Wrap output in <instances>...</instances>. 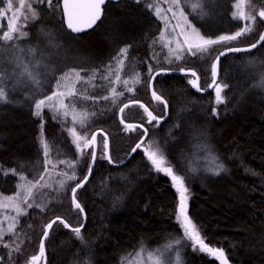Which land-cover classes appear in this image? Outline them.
<instances>
[{"label":"trees","instance_id":"16d2710c","mask_svg":"<svg viewBox=\"0 0 264 264\" xmlns=\"http://www.w3.org/2000/svg\"><path fill=\"white\" fill-rule=\"evenodd\" d=\"M60 1L51 0L49 5L30 0L38 18L33 19L25 8L27 19L18 27L24 25L21 30L27 33L26 37L37 29L50 27L78 40L89 51L86 59L94 61L75 67L84 80L93 69H104L110 64L115 68L113 58L120 49L127 48L129 57L121 80L130 79L133 91H126L122 83L100 79L103 72H98L91 83L77 82L74 108L77 114L87 113L83 128L73 122V108L67 117L56 115L54 119L47 108L40 117L34 115L33 103L16 100L24 104L22 109L0 105V196L15 199L20 191L24 197L21 185L27 181L35 183L41 174L44 179L40 184L50 185L33 189L28 199L32 207L24 203L23 197L18 198L23 211L13 212V220L2 225L0 264H30L31 256L39 253L46 225L58 217L70 227L61 222L53 226L45 240L46 264H123L139 251L167 250L175 241L185 246L184 264H220L212 256L196 254L186 241L176 221L177 195L171 182L155 170L144 152L149 142L165 156L174 173L183 177L190 196L188 216L205 243L222 249L229 264H264V87L257 86L259 77L264 75V42L254 51L229 54L221 60L217 85L222 86V103L216 102L215 89L206 95L197 93L189 83L193 80L190 76L159 75L154 91L167 103L168 120L149 123L141 106L124 109L123 121L145 127L147 140L127 165L114 168L107 158H102L106 157L105 138L98 137L94 172L75 193L82 212L75 208L71 189L88 175L93 147L83 149L81 154L68 131L75 127L77 133L89 138L96 131H103L109 139L112 162L123 163L144 132L136 126L129 129L122 125L119 109L126 103L140 102L158 118L166 113L163 103L150 92L149 65L153 75L158 69L177 71L165 68L169 60L172 65L182 64L184 70L197 73L200 88L205 90L213 81L212 65L219 53L256 43L264 30V20L257 18L252 31L211 46L208 54L193 56L185 50L177 59V54L167 53V47L160 43L162 24L146 6L147 0L107 4L101 23L81 36L66 30ZM217 1L232 28L214 35L204 33L208 38L232 35L248 23L233 19L237 0ZM253 7L264 8V0H250L246 12ZM0 8H7L3 0ZM136 73L139 83L131 80ZM113 86L117 92H124L115 104L111 99L93 101L80 94L101 97L109 95ZM41 136L51 149V164L43 157ZM59 161L75 166L70 168ZM219 163L226 170L215 175ZM73 172L75 180H67L62 174ZM9 221L15 225L11 233ZM84 224L81 239L72 229ZM43 262L44 257L39 264Z\"/></svg>","mask_w":264,"mask_h":264},{"label":"snow or ice","instance_id":"6c2138e0","mask_svg":"<svg viewBox=\"0 0 264 264\" xmlns=\"http://www.w3.org/2000/svg\"><path fill=\"white\" fill-rule=\"evenodd\" d=\"M37 2H46L49 5L51 4V0H37ZM139 3L140 0H137ZM3 3L7 4V9L11 10L13 8V4L11 3V0H3ZM105 3V0H63V9L65 16L67 17V28L70 29L73 32H81L84 31L86 28H91L95 22L100 18L102 14V5ZM165 3L168 4V7L166 9V12L171 13L172 17L177 20V24L173 26V32H175L176 28H180L179 36L183 37V42L176 40V48L178 50H184L183 46L186 45V51L190 53L193 56L196 55H205L208 54L209 48L213 45L220 44L223 42H230L233 40L238 39L242 35L249 33L252 31V28L257 20V18L264 20V8L262 9H253L251 11L246 12L245 6L246 4L250 3V0H237V2L234 3L233 7L236 9L232 13L233 18L241 20V21H247L248 23L243 24V26L240 28L239 31H236L232 35H223L219 36L216 39L212 38H206L205 36L201 35L199 31L191 24V22L188 20V15L185 14L184 7L188 6L191 8L192 12H197V14H202L203 7L205 0H165ZM146 6L154 12V14L161 19L165 20L167 24V16L162 15V12L165 11V9H162L159 6L158 0H147ZM25 7L24 0H19V6L17 8V12H19L20 9H23ZM27 8L32 16L33 19L38 18V13L32 8V4L28 3ZM198 10H200L198 12ZM18 16H13L11 19L7 20V23L0 27V49H3L5 47H9L13 49L16 52H23V49H19L18 45L16 44L17 40L23 39L26 37L27 33L22 31L21 29L24 27V25H21L20 27H17L16 20L18 19ZM27 19V17H25ZM264 41V34H261L259 37V41ZM171 43V41H169ZM251 48L257 47V44H252L250 46ZM245 49L241 48H228L227 51L232 52H239L243 51ZM28 53L32 56L36 55V49L30 48L27 50ZM172 51V50H170ZM225 52H220L219 55L216 57V62L212 65V77L213 82L209 85V87H215L216 90V102L222 103L223 99L220 95V92L222 90V86L215 84V77H216V64L219 61V56L224 55ZM177 59H180L181 57L177 54ZM127 59V48L120 49L118 51V55L113 58V63L116 65L115 68L112 67V65H106L104 69H93L91 70V75L88 76L87 80H84V77L81 76V72L77 71L76 69H71L69 72L64 73L59 80L57 81V88L61 86V82H65V87H67V81L70 77L74 76L75 81L73 82V88L67 92L63 91H56L52 92L50 95H46L43 98H39L33 102L34 107V115L37 117H40L42 115V112L45 108H47L49 111H51L54 115L53 118H56V115H60L63 117H67L69 115L68 112V105L64 103V97L65 96H74L76 95V90L74 87V84L76 82L84 81V83H91L93 80L96 79L98 72H103L104 74L100 76V79L107 80L112 84H118L122 83L125 86L126 91L132 92L133 88L129 87L130 79H124L121 80L120 77V71L124 67L125 60ZM13 63L16 64L17 67L20 66V64L23 63L22 60L19 59V56H17L13 61ZM171 63V60L168 61ZM42 60H36L33 62V67H39L41 66ZM83 71V70H81ZM162 71H165L164 69H158L156 71V75H159ZM181 71H185L184 69H181ZM190 72L191 76L195 77V79L190 80L189 83L193 85V87H196L199 90V85L197 83L198 77L193 70H187ZM113 72H115V76L113 78ZM18 76H27L28 80L36 86V90H39L40 86V80L38 78V73L32 71L27 65H24V69L22 73H8L7 70H0V102L2 103H8V91L5 87V81L6 80H14ZM149 76L151 79H154V76H152V68L151 65H149ZM131 80L133 83H139V74L136 73L133 77H131ZM18 82V81H17ZM150 83V81H149ZM260 87H264V75H261L258 80V85ZM84 99H91L93 101L96 100H112V103L115 104L117 102V99L120 96L124 95V92H117L116 87H111L110 94L101 96V97H89L87 95H84L83 92L80 93ZM152 96L156 101H160L162 103H165L166 101L163 100V98L153 90ZM129 105L124 104L123 107L119 109L120 112H123L125 108H127ZM141 107H144L141 105ZM144 111L147 112L149 119V123H151L152 120H156L157 117L153 116L150 111L145 107ZM87 118V113L83 114H77L75 112V108L73 105V111H72V119L74 123H79L80 126L84 127V121ZM42 127V125H41ZM129 129H134V125L129 124L127 125ZM142 127V126H141ZM70 135L72 136L73 140L72 142L75 144L76 148L81 151V154H83V149H87L89 147H93L96 142V135L93 134L91 138H89L86 134L80 135L77 133L75 127L70 128L69 130ZM146 133V130H145ZM41 142V148L43 157L45 158V161L47 164H51L52 161L49 159V153L51 151L49 144L45 141L43 136L40 138ZM143 143V141H141ZM83 145V148H82ZM141 144L138 143L136 147H140ZM103 149L106 152L107 151V140L105 138ZM152 149V143L149 142L147 147H145L144 151L147 154L148 160L151 162V164L154 166L155 170L158 172H163L166 175L170 176L172 181L174 182L175 186L177 187V190L180 193V202H179V213H178V220L180 221L183 229H184V236L187 237L189 241L193 242V246H198L200 251L206 252L211 254L212 256H215L217 259L221 261V264H227V259L225 257V254L222 249H213L209 247L204 241V239L201 237L199 230L197 229L196 225L192 222L191 218L187 215V207H186V196L185 193L187 192V189L184 187V179L182 176L176 175L173 171V168L170 164L167 163V160L165 156L159 151L158 148L155 150ZM135 151V148L133 149ZM91 161L95 162V152H92L91 154ZM107 158L110 160V157H102ZM218 160V158H217ZM59 163L67 164L68 167L74 168L75 164L70 163L67 161H59ZM224 165L222 163H219L217 165V170L213 172L215 175H219L220 171H225ZM91 169L89 168V172ZM13 173H15V170H13ZM64 176H66L67 180H75V173L73 172L72 175H68L67 173H62ZM21 179H26L25 177L21 176ZM44 179V175L41 174L39 178L36 180L35 183L32 181H27L26 184L21 185V189L24 191L25 195L23 197L24 203L27 204L28 207H32L33 205L28 203V199L32 197L33 195V189L36 188L38 185L40 188L44 187H50V185L47 184H40V181ZM86 180V177H85ZM83 182L77 184L75 187L71 189L72 193V199L75 203V208L79 209L81 212L83 211L81 205L79 202L75 201V192L76 188L82 187ZM61 188L64 187V182H60ZM19 195V194H18ZM11 200V198H9ZM37 207H41L40 204L36 205ZM13 207L16 209L17 213L19 214L22 209H20L18 204H14ZM57 220H60L58 217ZM61 223H64L66 227H70L66 224L65 221L60 220ZM56 223V220H53L52 222L48 223L46 225V229H51L52 225ZM15 225L9 224L8 226V232L11 233L14 230ZM72 231L74 234L81 238V229L79 227L73 228ZM4 235L3 231L0 230V237ZM47 231L43 233V238H47ZM179 243V241H177ZM8 245H5L7 247ZM16 251H19V247L16 248ZM45 256V249L44 244L41 242L39 247V253L37 255H33L30 258V264H39L41 259ZM149 259L153 261V264H163V261L160 259L159 256H157L155 253L149 254ZM133 264H136V262H133ZM176 264H180L179 257L177 256Z\"/></svg>","mask_w":264,"mask_h":264},{"label":"rangeland","instance_id":"374dc122","mask_svg":"<svg viewBox=\"0 0 264 264\" xmlns=\"http://www.w3.org/2000/svg\"><path fill=\"white\" fill-rule=\"evenodd\" d=\"M17 1L18 2L16 3L15 0H11V3L13 4V8L11 10H8L7 8L2 10V8H0V27H3L7 23V20L11 19L13 16L19 17L16 20V24L18 27L26 17L25 8H27V5L30 2V0H24L25 7L23 9H20L19 12H17V8L19 6V0ZM158 3L162 9H165V11L162 12V15L167 16V24L165 20L157 16L159 18V22L162 24V31H163V37L161 38L160 43L162 42L163 47L164 46L167 47L168 49L167 53L174 55L181 54L186 50V45L183 46L184 50H178L176 48L177 39L181 41V43L183 42V37L179 36L180 28H176L175 32H173V26L177 24V20L172 17L171 13L166 12L168 4L165 3V0H158ZM39 4H41V2H39ZM184 11L185 14L188 15V20L191 22V24L203 36L205 34L206 35L218 34L224 30L232 28L231 27L232 25L225 18V13L223 9H221L220 6L218 5L217 0H205L202 14H197V12H192L191 8L188 6L184 7ZM199 11L200 10H198V12ZM212 39H216V38H212ZM169 41H171V43H169ZM16 44L18 45L19 49L24 50L22 53L16 52L9 47L0 49V70H7L8 73H13V72L22 73L24 69V65H27L32 71L38 73V78L40 80V86L38 91L36 90V86L28 80L27 76H18L14 80L5 81V87L8 91L9 102L8 103L0 102V105L6 104L8 106L12 105L13 107L17 106L18 107L17 109H22L21 107H23L24 104L21 103H28V102L33 103L35 100L39 98H43L46 95H50L52 92H56V91L67 92L71 90L73 88V82L75 81V77L72 76L69 78V80L66 82L67 87H65V82H61V86L58 89L57 81L59 80V78L64 73L69 72L71 69H75V67L79 65L86 63L90 64L94 62V61L90 62L86 59V55L89 51L86 50L84 46L78 42V40L66 36L63 32L59 33L58 31L50 27L37 29L34 32V35L33 33H29V36L17 40ZM30 48L36 49L35 56H32L28 53L27 50ZM17 56H19V59L23 61V63L20 64L19 67H17L16 64L12 62ZM128 57L129 56L127 55V59ZM127 59L125 61H127ZM36 60H42L41 66L33 67V62ZM125 65L126 64L124 63V66ZM182 67H184V65L182 64L181 65H172L171 63L165 64V68L169 70L184 69ZM122 71H125V67H123V69L119 73L121 79L123 76V75L121 76ZM74 87L77 92V90L79 89L77 82L74 84ZM16 100L21 101V103H17ZM64 103L68 105V109H67L68 112H71L70 109L73 108V105L74 107H76L77 100L73 96H65ZM155 149L156 148L152 146L151 150H155ZM163 174L168 177L169 181L171 182L172 188L177 195L176 221L180 230L184 234V229L177 218L179 213L180 193L177 190V187L175 186L171 177L166 175L165 173ZM18 194L19 195H17L15 199L11 197L6 198L0 196L1 230L3 223L12 219L11 217L13 212L15 213L17 212L16 209L13 207V205L19 204L18 198L21 199L23 197L22 192L19 191ZM185 196H186V207H187V215H188L190 196L187 192L185 193ZM9 198H11V200ZM10 222L11 221H9L8 224ZM185 239L188 243H190L193 251H195L196 254L198 255L204 254V255L212 256L209 253L200 251L198 246H193V242L189 241L187 237H185ZM184 251H185V246H183L180 242L177 243V241H175L173 242V244L168 246L167 250L159 248L153 251H147V250L139 251L137 252L136 255H134L132 258H129L128 261L123 264H133V262H136V264H153V261L148 258L150 253H155L157 256H159L160 259L163 261V264H176L177 256L179 257L180 264H184V253H185ZM212 257L221 264V261L219 259H217L215 256ZM227 264H229L228 260H227Z\"/></svg>","mask_w":264,"mask_h":264},{"label":"water","instance_id":"95a60500","mask_svg":"<svg viewBox=\"0 0 264 264\" xmlns=\"http://www.w3.org/2000/svg\"><path fill=\"white\" fill-rule=\"evenodd\" d=\"M120 1H121V0H105V3L102 5V14H101L100 18L95 22V24H94L91 28H86L84 31H81V32L77 33V32H73V31H71L70 29L67 28V17L65 16L64 12L62 11V9H63V0H61V1H60V10H61V13H62V19H63V22H64V26H65L66 30H67L70 34H72V35H74V36H81V35L88 34V33H90L91 31H93V30H94V29H95V28L101 23V21H102V19H103V16H104V9H105L106 5L109 4V3L118 4ZM262 34H264V30H263ZM258 41H259V40H258ZM258 41L255 43V44H257V47H255V48H251L250 46H247V47H241V49H245V50H243V51H239V52L227 51V49L224 50V51H222V52H225V54L222 55V56H219V61H218V63L216 64V77H215V84H216V85H217L218 78H219V66H220V62H221V60H222L225 56H227V55H229V54L243 53V52H251V51L256 50V49H257L258 47H260V46L262 45V43L264 42V41H260V42L258 43ZM215 62H216V59H215ZM195 73H196V72H195ZM159 75L190 76V77H192L193 79H195V77L191 76L190 72H188L187 70H185V71H181V70H177V71H167V70H165V71H162ZM159 75H156V72H155V73L152 75V76H154V79H150L149 89H150L151 94H152V91L154 90V81H155V79H156ZM196 75H197V73H196ZM197 77H198V81H197V83H198V85H199V90H198L196 87H193L194 90H195L197 93L202 94V95H206V94L212 92V91L215 89V87H208V88H206L205 90H202V89L200 88V79H199V76L197 75ZM212 82H213V81H212ZM211 84H212V83H211ZM161 103H162V102H161ZM126 104L129 105L128 107H130V106H134V105H137V106H141V105H143L144 107H142V108H145V107H146L144 104H142V103H140V102H129V103H126ZM163 105L165 106V111H166L165 116H164L163 118H158V117H157L156 120H153V121H155V122H157V123H160V124L165 123V122L168 120V118H169V108H168V106H167V103H166V105H165V103H163ZM122 107H123V106H122ZM146 108H147V107H146ZM147 109H148V108H147ZM148 111H150V110L148 109ZM150 112H151V111H150ZM122 113H123V112H120V111H119V113H118L119 121L121 122L122 125H124L125 127H127V125H129V124H126V123L123 121V119H122ZM151 113H152V112H151ZM152 115H153V113H152ZM153 116H154V115H153ZM155 117H156V116H155ZM134 126L139 127V128L144 132V136H143L142 139L138 142V143L141 144V146L138 147V148L135 146V147H134V148H135V151L132 150V152L130 153V155L128 156V158H127L123 163H121V164H114V163L112 162V160H111V157H110V145H109V139H108L107 135H106L103 131H100V130H98V131H96V132L94 133V134L96 135V142H95V145L93 146V150H92V152H95V157H96V158H95V162H94V163L91 161V164H90V169H91V171H90V172L88 173V175L86 176V180L84 179V180L82 181V182H83L82 186H84V185L89 181V179L91 178V176H92V174H93V172H94V168H95V164H96V159H97V153H98V137H99V136H103V137L106 138V140H107V151H106V157H110V160H109V159H107V160H108V162L110 163V165H111L112 167H114V168H121V167H124L125 165H127V164L130 162V160L133 158L134 154L137 152V150H139V149L142 147V145L145 143V141L147 140V137H148V131H147V129H146L145 127H143V126L141 127V125H134ZM145 130H146V133H145ZM141 141H143V143H141ZM138 143H137V144H138ZM137 144H136V145H137ZM134 148H133V149H134ZM80 183H81V182H80ZM79 188H81V187L76 188V191H77ZM75 193H76V192H75ZM71 196H72V194H71ZM72 200H73V199H72ZM75 201L77 202L76 198H75ZM55 220H56V223H57V222H60L61 219H60V220L55 219ZM84 221L86 222V217H85V215H84ZM63 224H64V223H63ZM54 225H55V223L52 225V228H53ZM84 226H85V224H84L80 229H82ZM52 228H51V229H46V231H47L48 234L51 232ZM68 228H69V227H68ZM47 236H48V235H47ZM42 238H43V237H42ZM45 240H46V239H41V242H43V244H44V249H45ZM43 264H46V251H45V256H44V262H43Z\"/></svg>","mask_w":264,"mask_h":264}]
</instances>
